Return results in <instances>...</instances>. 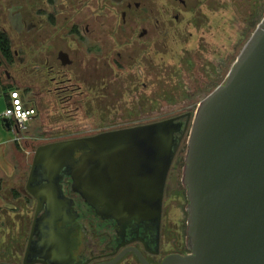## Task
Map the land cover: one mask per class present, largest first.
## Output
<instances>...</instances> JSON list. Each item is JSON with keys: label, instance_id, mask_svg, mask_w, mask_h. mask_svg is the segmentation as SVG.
I'll return each instance as SVG.
<instances>
[{"label": "water", "instance_id": "1", "mask_svg": "<svg viewBox=\"0 0 264 264\" xmlns=\"http://www.w3.org/2000/svg\"><path fill=\"white\" fill-rule=\"evenodd\" d=\"M187 134L183 182L191 252L165 264H264V18L225 83L194 115L37 146L26 186L38 201L35 224L54 222L61 204L65 208L66 175L101 215L121 222L160 215Z\"/></svg>", "mask_w": 264, "mask_h": 264}, {"label": "flooded vegetation", "instance_id": "2", "mask_svg": "<svg viewBox=\"0 0 264 264\" xmlns=\"http://www.w3.org/2000/svg\"><path fill=\"white\" fill-rule=\"evenodd\" d=\"M175 1L181 7L171 4L165 10L155 6L154 0H40L35 14L21 12L19 5L12 9L18 10L12 20L20 34H25L21 40L20 64L27 71L30 61L31 70L44 74L41 79L55 83L56 92L68 94L65 102H72L75 95L88 98L101 87L114 85L112 77L117 70L129 72L131 85L147 87L157 69L153 51L157 55L168 53L161 52L167 45V37L174 26L185 20L184 13L189 12L194 17L189 25L197 30L208 25V30L200 34L197 50L184 51L179 60L185 65L190 55L193 61L205 65V69L214 65L215 71L220 67L223 73L229 67L230 57L219 66L202 57L207 53L216 55L208 49L212 43L207 40V36L217 40L211 18L207 16V11L211 14L216 11L214 0H197L192 11L187 0ZM251 14L252 20L247 18V25L255 21V11ZM248 15L247 12L245 16ZM31 16L34 22L28 20ZM117 129L121 128L106 131ZM28 177L29 173L19 207H12L19 210L16 213L19 221L0 224V264H165L173 255L191 252L185 223L175 222L171 217L174 205L165 203L167 183L160 215L151 212L121 222L99 214L74 190L73 178L66 175L61 181L65 208L61 204L54 222L35 224L38 201L27 191ZM45 213L46 205L38 219Z\"/></svg>", "mask_w": 264, "mask_h": 264}, {"label": "rangeland", "instance_id": "3", "mask_svg": "<svg viewBox=\"0 0 264 264\" xmlns=\"http://www.w3.org/2000/svg\"><path fill=\"white\" fill-rule=\"evenodd\" d=\"M38 3L40 0H0V28L6 30L12 39L15 61L11 66H2V75L3 78L11 76V79L15 81L13 86L19 89L27 99V103L39 109L34 122L35 135L38 138L37 146L92 136L109 129L152 123L187 112L194 115L201 101L225 83L237 57L264 18V13L262 14L264 0H234L233 3L231 0H214L213 9L216 11L212 10L215 11L212 14L207 11V16L211 18L210 23L213 24V33L216 31L217 40L210 39V36H207V40L212 43L211 48L208 49L216 55L207 53L202 57H208L207 62L211 60L217 66L221 61L230 57L229 67L223 73L219 70L220 67L215 71L214 65L213 68L209 65L205 69V65L193 61L190 55L186 57L185 65L179 60L184 51L189 50L194 53V50H197L200 34H204L203 30H208V25L202 30L189 25L188 22L194 17L192 13L187 12L184 13L185 20L174 26L173 32L166 39L167 45L161 52L168 53L157 55V52L153 51L152 55L157 69L154 71L156 74L149 79L150 81L148 80L150 85L147 87L133 86L130 84L132 81H130L129 72L119 73L117 70L112 77L114 85L101 87L96 93H91L88 98L75 95L72 102H65L69 97L68 94L56 92L55 83L41 79L40 76L44 74L31 70L33 64L30 61H28L27 71L20 64L19 58L23 56L20 53L21 40L25 34L24 32L20 34L14 26L12 17L18 14V10L13 11L12 9L20 5L21 12L35 14ZM187 3L189 11H192L197 0H187ZM171 4L181 7V4L175 0H154L155 6L165 8V10H167L166 5ZM203 9L206 8L203 7ZM254 11L256 13L254 26L247 25L246 19L252 20L251 13ZM247 12L250 15L245 16ZM28 20L34 22V17L31 16ZM49 29L50 27H47L48 31ZM204 45L205 42L202 41L201 47ZM46 76L49 79L48 75ZM117 78H120V81ZM202 79H212L214 82L204 84ZM27 88L28 91L22 93L23 89ZM97 95L99 96L96 97ZM30 123L31 121L28 125ZM187 152L188 134L180 145L171 167L165 199L167 206L174 205L171 217L180 225L185 223L186 228L188 227L189 200L183 176ZM25 183L26 179L19 184L20 191H16L15 198L21 196ZM18 211L11 207L0 208V224L5 226L9 223H17L19 221L16 214Z\"/></svg>", "mask_w": 264, "mask_h": 264}, {"label": "crops", "instance_id": "4", "mask_svg": "<svg viewBox=\"0 0 264 264\" xmlns=\"http://www.w3.org/2000/svg\"><path fill=\"white\" fill-rule=\"evenodd\" d=\"M5 72L8 71L5 70ZM2 74L3 70L0 66V87L2 88L0 92V208H12L19 206L24 196L23 190L19 198H15V193L20 191L19 184L27 178L30 171L38 138L35 135L34 126L36 116L28 125L23 138L15 120L3 117L4 111L11 102L12 89L9 86L15 81L11 79V76L3 78Z\"/></svg>", "mask_w": 264, "mask_h": 264}, {"label": "built area", "instance_id": "5", "mask_svg": "<svg viewBox=\"0 0 264 264\" xmlns=\"http://www.w3.org/2000/svg\"><path fill=\"white\" fill-rule=\"evenodd\" d=\"M10 97L11 102L4 111L3 117L15 120L18 129L21 131V138H23L28 128V122L37 115L38 110L35 106L27 103V99L19 90H12Z\"/></svg>", "mask_w": 264, "mask_h": 264}, {"label": "trees", "instance_id": "6", "mask_svg": "<svg viewBox=\"0 0 264 264\" xmlns=\"http://www.w3.org/2000/svg\"><path fill=\"white\" fill-rule=\"evenodd\" d=\"M263 13H264V7L262 8V14ZM254 23L255 21L251 22L250 25L254 26ZM14 62H15L14 54L12 52V39L6 30L0 28V66H5V65L11 66L14 64ZM9 88L12 90H17V88L13 85H10ZM26 91H28V88L23 89V93ZM37 110H38V113H37L38 115L39 109L37 108Z\"/></svg>", "mask_w": 264, "mask_h": 264}]
</instances>
